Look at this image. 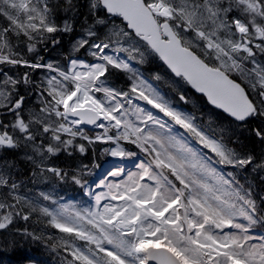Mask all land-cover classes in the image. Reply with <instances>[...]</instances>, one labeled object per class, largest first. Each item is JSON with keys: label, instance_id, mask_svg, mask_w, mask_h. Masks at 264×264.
<instances>
[{"label": "snow or ice", "instance_id": "snow-or-ice-1", "mask_svg": "<svg viewBox=\"0 0 264 264\" xmlns=\"http://www.w3.org/2000/svg\"><path fill=\"white\" fill-rule=\"evenodd\" d=\"M0 19V110L12 117L8 123L0 120V149L23 148L33 164L40 158V175L70 179L82 190L89 165L69 174L43 162L61 152L83 155L97 142L115 145L104 150L111 157L136 156L121 141L146 157L136 171L109 174L123 179L97 184L106 191H85L95 201L91 207L52 201L54 209L20 194L21 183L12 178L15 162L0 157V231H10L17 220L30 221L33 213L47 217L65 235L16 231L52 251L62 249L71 257L67 264H264V236L252 234L256 227L264 229V196L258 205L251 185L214 166L264 171V155L257 159L229 147L215 129L209 134L133 67L158 57L179 78L174 84L183 81L231 117L220 131L230 133L233 144L240 143L235 130L248 128L252 120L260 123L250 134L264 144V0H0ZM77 24L80 35L72 52L84 50L90 62L70 55L62 70L40 63L42 57L25 58L20 45L36 53L37 44H59L56 34H73ZM17 67L55 73L40 89L38 110L20 93L21 85L32 90L30 74L8 75ZM112 69L129 74V91L107 85ZM179 99L188 103L184 94ZM81 125L104 133L89 137Z\"/></svg>", "mask_w": 264, "mask_h": 264}, {"label": "trees", "instance_id": "trees-1", "mask_svg": "<svg viewBox=\"0 0 264 264\" xmlns=\"http://www.w3.org/2000/svg\"><path fill=\"white\" fill-rule=\"evenodd\" d=\"M83 3V0H78ZM81 13H86V8H80ZM64 16L63 12L58 14L59 20H62ZM0 23H4L0 19ZM116 24L121 25L120 21L116 19ZM80 35L79 24L76 25V31L73 34H56L59 44H52L51 41L46 43H39L36 45V53H27L24 45H20L23 49V54L26 59L36 62L38 57H42L39 60L42 64L52 63L62 70L67 69L68 60L66 57L70 55H78L79 59L85 62H90L91 57L81 50L80 54H74L72 52V44ZM261 59L260 56L257 57ZM140 73L141 77L146 80H150L151 76L159 75L162 79L158 83V90L162 95L169 99L174 106L180 110H184L191 113L196 118V122L199 124H207L211 127L209 134H212V130L215 129V135L217 137L223 136L224 142L229 147H234L238 151L250 152L257 159L264 155V144H261L254 135L250 134V129L256 127L260 121L252 120L249 122L248 128L236 129L240 143L233 144L230 139V133L221 132L220 129H227L230 124L229 120L221 114L210 109L205 101L201 97L195 96L190 89L180 81L179 84H174V78L164 69L156 57L146 59V61L135 67ZM30 74L32 80L31 91H25L24 86H20V93L25 95L26 103L29 108H36L38 110L40 104V89L44 86L47 79V73L45 68L28 69L25 67H17L8 72V75L12 78H19L24 73ZM103 79V78H102ZM107 85L116 88L121 91H129L132 85V81L129 76L122 71L112 69L111 74L108 76ZM180 94H184L188 98V103L179 99ZM12 119L10 114H3V110H0V120H4L6 123ZM234 128V125H232ZM39 143V141H37ZM78 143L87 145V142L77 138ZM122 147L129 151H133L136 154L140 153L133 145H129L121 141ZM107 144L97 142L95 145L88 146V150L85 154H81L75 151L71 156L65 152L59 153L57 156H51L46 159L43 164L47 167H56L62 171L72 172L77 171L82 165H89L90 172L87 175V181L90 179V174L94 173L96 167H101L103 164L109 161V156L105 153ZM0 157H3L9 161L15 162V169L13 179L18 183H21L20 194L26 195L28 198H36L38 200V191L45 192L47 194H56V196H62L71 198L76 202L82 198V190L79 186L74 185L70 179L62 182L53 174L44 172L40 175L41 169L36 165L38 163L36 157V164L27 160L24 155V149L15 150H2ZM218 171L228 177L229 172L235 174V178L245 186L251 185L253 191V198L256 199L257 204L260 205V197L264 196V171L253 172L251 168L247 170H234L230 167L214 165ZM34 173H36L34 175ZM40 201V200H39ZM47 217L39 216L38 213H33L30 221L25 222L23 220H17L15 226H10V231H0V264H67V261L71 259L70 256L62 250L52 251L45 244L31 238H21L20 233L16 229H27L29 232H34L37 235H42L47 238L49 236L58 239L65 235L59 233L58 230L52 228L47 223ZM252 233L264 236V229L256 227L252 230Z\"/></svg>", "mask_w": 264, "mask_h": 264}, {"label": "rangeland", "instance_id": "rangeland-1", "mask_svg": "<svg viewBox=\"0 0 264 264\" xmlns=\"http://www.w3.org/2000/svg\"><path fill=\"white\" fill-rule=\"evenodd\" d=\"M134 64H135V62H133V65ZM67 67H68V65H67ZM45 69L47 70V68H45ZM48 72H49V73H47L48 78L51 77L52 75H55V73H52L50 71H48ZM98 95H102V94H98ZM134 95L135 94H133V96ZM133 102L135 104H139L141 107H145L147 110H151V111L155 112L154 109H151L150 105H147L145 102H143L141 100H135L134 99ZM105 123H107V122H105ZM206 127L209 130H211L210 129L211 127H208V126H206ZM95 129H97L96 132L89 134L88 135L89 137H93L94 138L97 134H103L104 133V129L97 128V127ZM112 132H114V130H111L109 134H112ZM129 145H131V144H129ZM133 146L135 147V145H133ZM112 147H115V145L112 146ZM138 150H140V149H138ZM205 150H207V149H205ZM137 155H141V156H137ZM137 155L135 157H132L131 159H128V160L127 159H121L119 157H111L109 155L110 156L109 157V160H110L109 164L103 165L102 167L97 169V171L93 174L92 179L88 182L87 189L82 190L84 192V195H85V191H87V190H91L93 193H96V194H98L101 191H106L107 190V189L98 188L97 187L98 183H101V182H104V183L116 182V181H119V180L123 179L124 178L123 176H121V177H112V176L109 175L111 172L116 171L117 169H122L124 171L125 175L128 172H130V171H136L137 170L136 167H135L136 164L141 162V161H144L146 159L145 154L142 153L141 151ZM209 155L211 156L212 154L209 152ZM51 198L52 199L49 200L48 203H44L43 206L50 207V208L54 209L56 207V205H54L52 203V201H56L57 204L75 205L77 208L91 207L95 203V201L91 197H89L87 195H85L86 201L85 202L82 201L81 204L75 203V202H71L68 199L56 198L54 196H51ZM106 202L107 201H104V203H106ZM113 203H115V202H113Z\"/></svg>", "mask_w": 264, "mask_h": 264}, {"label": "water", "instance_id": "water-1", "mask_svg": "<svg viewBox=\"0 0 264 264\" xmlns=\"http://www.w3.org/2000/svg\"><path fill=\"white\" fill-rule=\"evenodd\" d=\"M120 19V18H119ZM121 20V19H120ZM122 22V21H121ZM162 62V61H161ZM162 64H163V62H162ZM164 65V64H163ZM165 67H166V65H164ZM167 68V67H166ZM170 71V70H169ZM173 75V74H172ZM174 76V75H173ZM190 87V86H189ZM191 88V87H190ZM191 90H192V92L195 94V95H198V96H202V97H204L205 99H206V102H207V104L211 107V108H213V109H215V110H217V111H219V112H221L224 116H226L228 119H230L231 120V117H229L226 113H224L221 109H217V108H215L213 105H211L209 102H208V100H207V97L206 96H204L203 94H201V93H198V92H196L195 91V89H192L191 88ZM82 127H85V128H90V127H93L94 125H81Z\"/></svg>", "mask_w": 264, "mask_h": 264}, {"label": "bare ground", "instance_id": "bare-ground-1", "mask_svg": "<svg viewBox=\"0 0 264 264\" xmlns=\"http://www.w3.org/2000/svg\"><path fill=\"white\" fill-rule=\"evenodd\" d=\"M190 91L192 92L191 88L189 87Z\"/></svg>", "mask_w": 264, "mask_h": 264}]
</instances>
